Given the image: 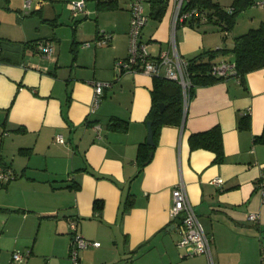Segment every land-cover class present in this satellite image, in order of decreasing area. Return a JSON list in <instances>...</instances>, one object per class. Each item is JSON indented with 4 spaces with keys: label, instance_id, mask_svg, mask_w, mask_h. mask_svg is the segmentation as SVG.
Instances as JSON below:
<instances>
[{
    "label": "crops",
    "instance_id": "obj_1",
    "mask_svg": "<svg viewBox=\"0 0 264 264\" xmlns=\"http://www.w3.org/2000/svg\"><path fill=\"white\" fill-rule=\"evenodd\" d=\"M129 6L127 0L119 4L122 11H108L112 31L97 28L96 36L110 34L106 43L84 45L73 37L57 48L50 36L32 39H48V56L25 44L31 40L23 27L0 33L13 41L11 57L0 61V168L11 175L0 176V264H73L69 219L82 237L100 242L79 250L80 264H264V143L253 139L264 126V67L249 71L244 82L229 75L197 86L183 124L161 128L150 162L138 172L152 77L116 66L127 55ZM146 14L141 38L151 55L168 49L172 34L187 58L233 45L227 44L232 30L224 36L212 24L174 26L168 4L160 19ZM221 60L233 55L212 59ZM94 81L110 84L93 108ZM246 112L250 126L239 128ZM112 116L127 120V127H109ZM216 124L222 163L188 143L191 132ZM180 182L211 237L209 255L178 245V218L170 208ZM128 193L131 206L123 212ZM95 199L103 201L98 213ZM15 252L22 258L14 259Z\"/></svg>",
    "mask_w": 264,
    "mask_h": 264
},
{
    "label": "trees",
    "instance_id": "obj_2",
    "mask_svg": "<svg viewBox=\"0 0 264 264\" xmlns=\"http://www.w3.org/2000/svg\"><path fill=\"white\" fill-rule=\"evenodd\" d=\"M255 1L231 0L228 6H223L216 0H187L183 6V10L195 9V14L187 19L189 26L200 27L204 24H214L225 36V34L231 31L238 14L254 5ZM95 4L98 11L119 8L118 0H95ZM166 6L167 2L164 0H151L149 16L160 19L166 10ZM200 16L204 18L202 21L199 19ZM37 41H26L25 44L31 45L36 49L35 44ZM10 42L13 43L10 39L0 37V61H8L9 57H11L7 51ZM226 50H230L233 53L232 62L234 63L235 70L230 75H235L241 82H244L246 74L249 71L264 67V21H261L257 27L249 28L246 32L235 35L230 49L224 46L214 50H205L196 56L188 58V71L191 84L185 96L181 85L176 80L163 75L152 77V87L150 89L151 104L144 121L150 127L153 143H147L146 139L138 143L135 156L138 172L150 162L161 128L164 125L183 124L186 107L195 93V88L199 85L213 84L229 76L215 75L211 72L212 65L218 62L212 61V59ZM161 104L163 105L162 109L160 107ZM108 125L115 129H125L127 127V120L112 116L108 121ZM249 126L250 115L246 112L239 117L238 127L248 128ZM253 139L254 142L264 143V126H262L259 134L254 135ZM188 143L190 150L203 148L214 152L213 161L215 163H222L225 160L222 130L217 124L205 130L191 132L188 136ZM28 150L30 148L19 149L22 153L28 152ZM7 177L11 178V175ZM132 198L131 193L125 196L122 205L123 212L130 208ZM92 206L94 212L98 213L103 207V201L95 199ZM0 211H5V209L0 207ZM71 233L72 241L74 232L71 230ZM76 234H79L78 229L76 230Z\"/></svg>",
    "mask_w": 264,
    "mask_h": 264
},
{
    "label": "built area",
    "instance_id": "obj_3",
    "mask_svg": "<svg viewBox=\"0 0 264 264\" xmlns=\"http://www.w3.org/2000/svg\"><path fill=\"white\" fill-rule=\"evenodd\" d=\"M168 6L171 7L173 12V24L180 21L186 22L195 14V9L183 10V6L187 0H164ZM32 0H25V7H30ZM151 0H129V25H128V49L127 55L123 59L116 62L119 71H140L151 77L163 75L167 78L176 80L182 87L184 96L190 86V77L188 71L189 60L187 57L181 55L176 46L174 34L170 41V47L161 50L156 55H151L147 50V44L141 38L142 28L147 21V14L144 4L150 6ZM254 5L264 6V0H256ZM85 0H76L70 3L72 15L77 17L80 14H87L84 9ZM201 21L204 19L202 16L199 18ZM110 40V34L100 32L97 35L95 43H106ZM90 41H85L84 45H89ZM36 49L45 54L50 55L52 46L47 40H38L35 44ZM235 66L232 61L221 60L212 65V74L227 76L234 73ZM106 81H94V96L92 100L93 108L97 106L102 90L105 86H109ZM92 108V109H93ZM58 140L62 141L58 136ZM10 172L0 168V176H8ZM218 181L220 179H217ZM264 191V188H262ZM171 215L178 218L177 229L179 232V246H190L191 253H205L210 254L211 237L205 231L202 223L200 222L193 204L190 202L185 185L180 182L172 189V205L170 208ZM68 225L72 232H74L73 239L69 250V257L73 264H80L79 250L87 247L88 245L99 246L100 242L90 240L76 234L77 223L74 219L68 220ZM260 258L264 261V245L260 249ZM14 259H21L22 254L15 252ZM210 264H214L212 259Z\"/></svg>",
    "mask_w": 264,
    "mask_h": 264
},
{
    "label": "rangeland",
    "instance_id": "obj_4",
    "mask_svg": "<svg viewBox=\"0 0 264 264\" xmlns=\"http://www.w3.org/2000/svg\"><path fill=\"white\" fill-rule=\"evenodd\" d=\"M39 1L32 0L30 7H25V0H0V33L10 34V31L20 26L24 28L23 34L28 40L50 36L53 47L58 48L61 44L67 43V38L70 39L69 44L72 43L73 37L80 42L79 44L96 40L97 28L100 31L113 30L115 18L109 14L112 12H108L109 10L95 12V0H85V7L89 8L91 14H80L77 17L72 15L70 8V3L76 0H41V3ZM216 1L223 6L231 2V0ZM118 2L122 7L127 4V0H118ZM144 7L148 12V4L145 3ZM121 9L123 8L117 11H122ZM261 21H264V6L252 5L241 11L231 29L233 34L227 35V44L233 41L235 35L257 27ZM232 55L230 50L221 54L226 58Z\"/></svg>",
    "mask_w": 264,
    "mask_h": 264
},
{
    "label": "water",
    "instance_id": "obj_5",
    "mask_svg": "<svg viewBox=\"0 0 264 264\" xmlns=\"http://www.w3.org/2000/svg\"><path fill=\"white\" fill-rule=\"evenodd\" d=\"M160 107H161V109H162V108H163V105L161 104ZM146 141H147V143H149V144H152V143H153V141H152V132H151V130H150L149 125H147V136H146Z\"/></svg>",
    "mask_w": 264,
    "mask_h": 264
}]
</instances>
